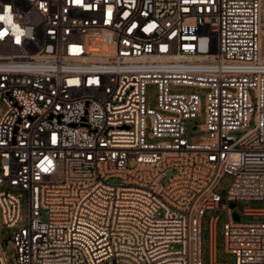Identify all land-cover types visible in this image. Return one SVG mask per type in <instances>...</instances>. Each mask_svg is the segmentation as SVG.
Here are the masks:
<instances>
[{"label":"built area","instance_id":"2783aa9c","mask_svg":"<svg viewBox=\"0 0 264 264\" xmlns=\"http://www.w3.org/2000/svg\"><path fill=\"white\" fill-rule=\"evenodd\" d=\"M0 17L1 224L26 204L14 264H200L207 210L234 264H264V223L229 207L264 200V0H0ZM179 88L205 90L204 141L184 136L199 95ZM217 219L208 264H227Z\"/></svg>","mask_w":264,"mask_h":264},{"label":"rangeland","instance_id":"374dc122","mask_svg":"<svg viewBox=\"0 0 264 264\" xmlns=\"http://www.w3.org/2000/svg\"><path fill=\"white\" fill-rule=\"evenodd\" d=\"M263 50L262 53L264 55V38L262 40ZM176 91H195L199 95V109L198 115L193 118L186 120L184 122L185 126V134L184 136L192 142H201L204 141V131L200 130V125L204 121L205 116V101H204V89L200 88H189L183 90L182 88L177 89ZM252 99V93L249 92ZM155 97H156V89L152 84H147L145 86V104L151 108L155 106ZM194 122L196 123L195 127H193ZM249 124H252V120L249 121ZM241 131L236 132V134H240ZM169 174V173H168ZM167 174V175H168ZM164 180H162L163 182ZM230 181V176L226 173H222L218 178L214 191L219 194L221 197L225 196L227 186ZM234 207L231 212H235L238 215V219L236 220L239 223H264V216L262 215H244L242 214V209L244 208H264V200H238L237 202H232ZM218 215V219L215 222L214 226V240H215V261L223 262L227 264H234L233 255L224 251L223 246V223L225 222L224 211L222 210H207L204 212L202 217L200 218V264H208V220L212 215ZM22 220L19 222L16 227L8 228L1 224L0 222V241L2 244V249L4 250L7 263L14 264L13 262V251L12 245L10 241L4 242L8 237L11 236L12 232L20 227L21 225L26 224V204L22 203L21 208Z\"/></svg>","mask_w":264,"mask_h":264},{"label":"water","instance_id":"95a60500","mask_svg":"<svg viewBox=\"0 0 264 264\" xmlns=\"http://www.w3.org/2000/svg\"><path fill=\"white\" fill-rule=\"evenodd\" d=\"M229 207L230 208H233L234 207V204L233 203H229ZM232 215H233V219L234 220H237L238 219V215L235 212H232Z\"/></svg>","mask_w":264,"mask_h":264},{"label":"snow or ice","instance_id":"6c2138e0","mask_svg":"<svg viewBox=\"0 0 264 264\" xmlns=\"http://www.w3.org/2000/svg\"><path fill=\"white\" fill-rule=\"evenodd\" d=\"M4 19V17H0V20ZM4 35V33H0V36Z\"/></svg>","mask_w":264,"mask_h":264}]
</instances>
